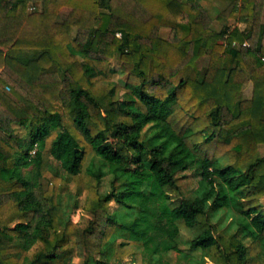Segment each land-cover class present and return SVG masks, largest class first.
<instances>
[{
  "label": "trees",
  "instance_id": "1",
  "mask_svg": "<svg viewBox=\"0 0 264 264\" xmlns=\"http://www.w3.org/2000/svg\"><path fill=\"white\" fill-rule=\"evenodd\" d=\"M204 1L0 0V264H264V0Z\"/></svg>",
  "mask_w": 264,
  "mask_h": 264
},
{
  "label": "rangeland",
  "instance_id": "2",
  "mask_svg": "<svg viewBox=\"0 0 264 264\" xmlns=\"http://www.w3.org/2000/svg\"><path fill=\"white\" fill-rule=\"evenodd\" d=\"M227 5H228L227 1H221V0L204 1V6L207 8L209 14L211 15V17L213 19V27L215 29H218V30L221 29L223 23L218 19V15H219L220 11L222 9H224ZM29 10L33 11V7L31 5L29 7ZM231 25H232V27L233 26H238L242 30L247 28V24L238 22L237 18H233L231 20L230 26ZM168 33H169V29L168 28H163L161 30V35L163 37H167ZM112 66L115 69V79L118 80L121 84H124L125 81H126L127 75L120 68V55H119V53H117L115 55V58H114L113 63H112ZM243 91H244V97L250 98L252 96V92H253V84L249 83V84L245 85L244 88H243ZM263 116H264V113H263ZM260 150L264 154V145L260 146ZM193 179H194V183L192 182L189 185V191H191L190 193H192L193 189L197 186V178L194 177ZM109 180H110L109 177H106L104 179V182L102 184V192H106L109 189ZM73 189H74V192L77 191L75 186H74ZM262 203L264 204V198L262 200ZM231 215H233L232 214V210H229L227 208H222L217 213V217L218 218H222L224 221H227L230 218ZM78 216H79L78 213H76L74 215V218L77 219ZM182 234L184 236L183 238L185 239V237L187 235V231L185 229H183L182 230ZM183 238H181V247L186 248L188 244L184 241ZM127 249L129 251H132V252L133 251H137V249L135 248L134 245H128ZM196 254L199 255V252H197ZM142 258H143V256H142ZM151 264H156V262L154 261Z\"/></svg>",
  "mask_w": 264,
  "mask_h": 264
}]
</instances>
